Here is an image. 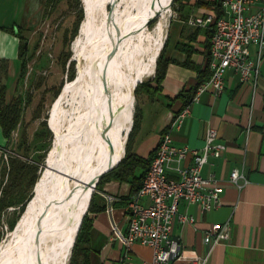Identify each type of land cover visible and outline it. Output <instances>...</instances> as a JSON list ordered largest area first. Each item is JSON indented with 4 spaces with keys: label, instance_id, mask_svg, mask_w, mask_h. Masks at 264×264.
Masks as SVG:
<instances>
[{
    "label": "crops",
    "instance_id": "1",
    "mask_svg": "<svg viewBox=\"0 0 264 264\" xmlns=\"http://www.w3.org/2000/svg\"><path fill=\"white\" fill-rule=\"evenodd\" d=\"M212 2H172L167 36L160 50V53L164 50L168 59L166 72L158 91L153 95L143 91L137 97L140 99L136 108L137 121L135 124L134 115L121 159L129 146L136 158L148 160L164 130L183 108L184 100L179 94L209 79L211 31L208 27L190 24L188 19L192 15L219 14L211 6ZM46 4L47 0H0V85L6 87L7 103L13 101L22 74L21 39L27 40L25 47L29 54ZM221 11L223 13V7ZM251 51L254 55V46ZM154 77L155 73L149 80ZM151 84L157 85L154 81ZM209 126L215 127L221 140L227 144L224 154L211 156L203 169L205 176H214L225 186L222 204L202 212L196 204L181 202L179 210L194 215L196 220L194 223L175 220L172 235L180 238L185 248L205 254L208 251L204 241L206 230L213 223H223L231 218L229 241L215 246L206 264H264V61L256 90L251 84L241 82L232 70L226 73L223 93L216 95L212 86H208L199 99L192 102L190 114L181 127L172 131L174 142L178 146L200 149L205 144V132ZM8 144L9 137L0 122V187L3 181L2 155ZM234 168L240 169L247 178L242 187L230 181ZM144 170L145 167L140 165L136 175H142ZM132 195L130 181L111 178L96 187L91 200L95 208L102 209L87 211L92 221L87 244L89 264H119L126 247L114 236L113 227L120 233L127 231V206ZM142 202L148 204L149 199L143 197ZM128 252L130 264H149L153 256L150 247L138 243Z\"/></svg>",
    "mask_w": 264,
    "mask_h": 264
},
{
    "label": "bare ground",
    "instance_id": "2",
    "mask_svg": "<svg viewBox=\"0 0 264 264\" xmlns=\"http://www.w3.org/2000/svg\"><path fill=\"white\" fill-rule=\"evenodd\" d=\"M109 1L83 0L86 17L73 42L80 59L78 76L67 82L56 103L55 139L38 191L15 229L1 240L0 264H68L93 192L87 182H94L124 154L135 89L155 73L172 0H117L116 20L123 37L112 57L116 28L107 17ZM156 12L159 20L150 28L147 21ZM67 129L78 131L68 135ZM60 141L65 144L61 169L72 178L51 167L62 148Z\"/></svg>",
    "mask_w": 264,
    "mask_h": 264
},
{
    "label": "built area",
    "instance_id": "3",
    "mask_svg": "<svg viewBox=\"0 0 264 264\" xmlns=\"http://www.w3.org/2000/svg\"><path fill=\"white\" fill-rule=\"evenodd\" d=\"M222 14L192 15L188 22L211 31L210 78L202 82L191 102L185 105L164 130L155 156L143 179L140 189L128 202V229L120 233L113 227L114 236L126 247L119 264H130L128 250L135 244L148 246L153 251L149 264H206L215 246L231 237V218L213 223L204 234L208 245L205 254L185 248L182 240L172 235L175 220L195 222L194 215L181 212V202L196 204L202 212L216 209L222 204L225 186L214 176H205L203 169L211 156L221 157L227 144L218 130L209 126L202 148L178 146L172 131L179 129L190 114L192 102L197 101L208 86L220 95L225 89V76L229 70L243 83L258 87L264 61V0H222ZM255 47L252 54L251 47ZM189 160V162H187ZM230 181L242 187L247 183L245 174L234 168ZM147 197L149 203L142 202Z\"/></svg>",
    "mask_w": 264,
    "mask_h": 264
},
{
    "label": "rangeland",
    "instance_id": "4",
    "mask_svg": "<svg viewBox=\"0 0 264 264\" xmlns=\"http://www.w3.org/2000/svg\"><path fill=\"white\" fill-rule=\"evenodd\" d=\"M85 8L83 0H48L35 33V44L26 55L24 73L19 78L13 98V102H20L22 108L21 123L11 132L9 144L2 155L0 242L15 229L28 201L35 193V184L45 168L47 155L55 139L49 117L51 113L54 129L53 116L59 99L57 97L63 86L77 75L78 61L73 59L75 57L73 42L80 33V26L86 17ZM159 17L160 15L153 19L148 26L153 28ZM76 58L79 59L77 56ZM150 78L151 76L145 80ZM139 100L135 94L134 115L137 114ZM13 160L21 161L31 168L26 171L22 182H15V186L10 187L13 180L11 173Z\"/></svg>",
    "mask_w": 264,
    "mask_h": 264
},
{
    "label": "trees",
    "instance_id": "5",
    "mask_svg": "<svg viewBox=\"0 0 264 264\" xmlns=\"http://www.w3.org/2000/svg\"><path fill=\"white\" fill-rule=\"evenodd\" d=\"M48 1V0H47ZM180 0H174V2H179ZM211 6L219 12V15L222 14L221 7H222V0H213ZM155 13L151 14L150 18ZM156 20H154L155 22ZM153 22V23H154ZM211 40V34H210ZM26 39H21V50L20 56L23 58L22 64V73H24V67L26 63V55L28 53V49L25 47ZM168 65V59L165 57L164 50L158 56L157 65H156V73L153 80L143 81L139 83L135 89V94L138 97L141 92L146 91L149 95H153L156 91L160 89L161 81L164 78L166 68ZM211 76V73H210ZM210 76L208 78H210ZM155 82L157 85L153 86L151 83ZM197 88L191 89L189 91H183L179 94V97L183 98L184 104L183 107L191 102L193 97L196 94ZM22 116V108L20 106V102H6V87L5 85H0V122L3 127L4 133L7 137H10L11 132L17 127L21 120ZM138 116H135V124L137 121ZM52 125V123H51ZM132 134L129 137V143L131 142ZM155 156V151L150 156L148 160H141L136 158L135 154L131 152L129 146L127 148V152L125 157L121 160V162L117 165L116 168L104 174L97 184V188L101 186V184L106 179L115 178L120 181H130L133 185V194L136 193L143 182V179L148 171V168ZM13 166L11 168V173L13 174V180L10 184V187H14L16 183L22 182L24 179L25 173L31 167L27 164L13 160ZM140 165L145 167V170L142 175H136V169ZM38 167V166H34ZM16 170V171H15ZM15 172V175H14ZM16 182V183H15ZM19 185V184H18ZM7 190V188H5ZM102 209L101 207L95 208L93 199L90 202V206L88 208L89 211H97ZM92 225L91 218L88 214H86L83 218L81 223V227L79 229L72 255L70 258V264H89V248L87 244L89 243V229ZM13 230V229H12Z\"/></svg>",
    "mask_w": 264,
    "mask_h": 264
},
{
    "label": "water",
    "instance_id": "6",
    "mask_svg": "<svg viewBox=\"0 0 264 264\" xmlns=\"http://www.w3.org/2000/svg\"><path fill=\"white\" fill-rule=\"evenodd\" d=\"M173 1H174V0H172V2H173ZM116 4H117V0H110V1L108 2V5H109V10H108V12H109V14H108L107 17H108V19H109L110 21L113 22V26L116 28V29H115V30H116V31H115V35H114V37H113V40H114V43H115V44H114V46L109 50V54L111 55V57H112V56L115 54V52H116V49H117V43H119V42H120V39L123 37L121 31L119 30V25H118L117 20H116ZM171 5H172V4H171ZM85 10H86V8H85ZM158 15H160V14H159V13L154 14V15H153V16L147 21V25H148L153 19H155ZM81 28H82V25L80 26V31H81ZM100 45H101V44H100ZM105 45H106V43H103V47H104ZM26 46H27V44H26ZM99 47H100V46H99ZM73 59H76V60L78 61V65H79V59H77L76 57H74ZM78 65H77V75H76L75 78H77V76H78V72H79V66H78ZM75 78H74V79H75ZM64 87H65V85L63 86L62 91H63ZM62 91H61V93H62ZM61 93L59 94V96L61 95ZM59 96H58L57 98H59ZM51 117H52V115H51V113H50L49 124H50L51 129H52L53 132H54V129H53L52 125H51ZM77 131H78V130H69V129H67V134H68V135H69V134H76ZM54 134H55V132H54ZM60 142H61V141H60ZM61 147H62V148H60V152H57V154H58L57 160H56L55 163H53V165L51 166V167H52V170H53L54 172H62V173H64L68 178H72L73 176H72L70 173H68V172H64V171H62V169H61V166H62V161H61V159L63 158L62 155H63L64 147H65L64 142H63V143L61 142ZM120 160H121V158H120L117 162H115L114 164L109 165L105 170H103V171L97 176V178L95 179L94 182H87L88 185H91V186L93 187V192L95 191L96 186H97L99 180L101 179V177H102L105 173H107L108 171L114 169V168L118 165V163L120 162ZM38 183H39V181L36 182L35 187H34V191H36V192L38 191V188H39ZM93 192H92L91 195H93ZM91 198H92V196H91ZM90 202H91V199H90ZM89 205H90V203H89ZM88 208H89V206H88ZM88 208H87V211H88ZM87 211H86V213H87ZM86 213H85V215H86ZM85 215H84V216H85ZM84 216L82 217V219H81V221H80V224H79V226H78V228H77L76 235H75V238H74V241H73V244H72L73 247H74V244H75V241H76V238H77V235H78L79 229H80V227H81V223H82V221H83ZM73 247H71L69 258H71L72 251H73Z\"/></svg>",
    "mask_w": 264,
    "mask_h": 264
}]
</instances>
